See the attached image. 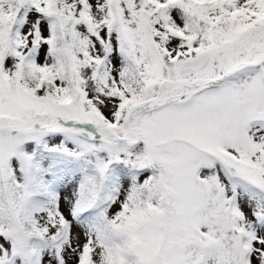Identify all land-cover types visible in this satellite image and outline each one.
<instances>
[{
    "label": "snow or ice",
    "instance_id": "snow-or-ice-1",
    "mask_svg": "<svg viewBox=\"0 0 264 264\" xmlns=\"http://www.w3.org/2000/svg\"><path fill=\"white\" fill-rule=\"evenodd\" d=\"M0 264H264V0H0Z\"/></svg>",
    "mask_w": 264,
    "mask_h": 264
}]
</instances>
